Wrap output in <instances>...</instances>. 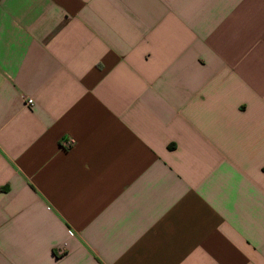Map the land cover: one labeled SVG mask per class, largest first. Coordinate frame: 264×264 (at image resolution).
<instances>
[{
  "label": "crops",
  "instance_id": "1",
  "mask_svg": "<svg viewBox=\"0 0 264 264\" xmlns=\"http://www.w3.org/2000/svg\"><path fill=\"white\" fill-rule=\"evenodd\" d=\"M0 264H264V0H0Z\"/></svg>",
  "mask_w": 264,
  "mask_h": 264
},
{
  "label": "built area",
  "instance_id": "2",
  "mask_svg": "<svg viewBox=\"0 0 264 264\" xmlns=\"http://www.w3.org/2000/svg\"><path fill=\"white\" fill-rule=\"evenodd\" d=\"M26 103L28 104V105H32L33 104V99L32 98H27L26 99ZM69 143V142H68Z\"/></svg>",
  "mask_w": 264,
  "mask_h": 264
}]
</instances>
